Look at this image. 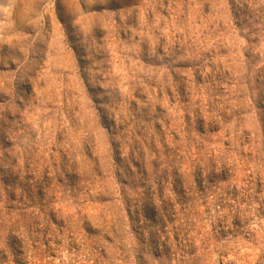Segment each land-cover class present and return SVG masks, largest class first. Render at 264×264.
<instances>
[{
  "label": "rangeland",
  "instance_id": "obj_1",
  "mask_svg": "<svg viewBox=\"0 0 264 264\" xmlns=\"http://www.w3.org/2000/svg\"><path fill=\"white\" fill-rule=\"evenodd\" d=\"M0 264H264V0H0Z\"/></svg>",
  "mask_w": 264,
  "mask_h": 264
}]
</instances>
